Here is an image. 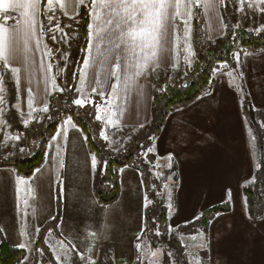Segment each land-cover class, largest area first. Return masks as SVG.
Wrapping results in <instances>:
<instances>
[{"label":"rangeland","instance_id":"rangeland-1","mask_svg":"<svg viewBox=\"0 0 264 264\" xmlns=\"http://www.w3.org/2000/svg\"><path fill=\"white\" fill-rule=\"evenodd\" d=\"M247 2L248 0H222V2L221 0H181L171 40L154 46L146 45L143 51L140 50L139 41L134 43L128 39L124 41L118 39L119 30L116 29L115 23L105 26L96 20L94 17L100 12L99 8L97 13L91 15L93 27L89 30L90 43L87 52L81 48V41L77 43L71 31L66 30L67 24L58 22V26L46 40L49 53L52 47L49 59L52 57L56 59L50 64L52 94L58 93L61 88L57 67L59 57L56 56V52L62 49V43L67 47L71 45V50L69 49L65 57L68 61L63 72L67 75L73 74L76 70L77 83L75 90H69L71 82L66 81L65 88L69 91V95L65 105L72 106L78 116L92 125V135L104 153L103 155L92 149L90 151L95 158V184L90 189L89 186L85 187L83 193L85 198L81 202L80 214H85L86 210L89 214L76 221L81 229L104 226L107 231L106 243L102 244L101 258L93 260L82 254L79 255L72 248L56 243L55 230L50 229L41 235L43 243L40 249L36 252L32 246L30 249L33 251L26 250L24 257L27 260L20 264H210L211 246L208 238L210 227L208 223L203 225L198 220L202 214H172L176 205L174 198L178 182L168 171L173 160L168 155L158 157L157 148L158 145L160 149L164 147L169 149L171 146L179 148L181 143L189 140L186 137L190 133L183 129L187 124L180 125V121L187 118L185 112L189 111L191 104L211 95L216 82L226 78L234 86L239 84L243 76L242 59L254 49L240 46L232 52L231 62H217L211 71V83L194 101L180 105L168 114L160 131L162 135L155 132L154 121L143 127L129 126L134 119L147 115L148 110L153 108L155 96L161 93L166 85L190 82L191 74L201 71L198 65L204 63L202 58L207 57V50L216 48V40L209 43L207 34L212 36V33L218 31L219 4H221V15L223 14L225 18L224 26L228 27L227 34L231 38L236 37L243 30L256 35L264 32V3L258 4L260 1H254L249 2L252 4L249 5L246 4ZM98 27H104L106 31L98 33ZM74 32L79 33V26H74ZM53 36L55 39H52ZM100 36L103 37L102 40L98 38ZM117 44L120 45L119 49L116 47ZM83 52L86 58L81 63L79 58ZM85 61H88L87 66ZM116 64H119V68ZM10 74L13 85L18 84L17 75ZM8 83L10 82H7L6 76L1 78L0 157H27L37 151L48 124L46 122L44 125L41 117L35 113L22 112L19 109L18 93L12 91ZM240 96L247 100L242 90ZM75 99L84 101V106L75 105L73 103ZM260 103L264 105V100ZM247 106L249 108L246 110V115L257 162V178L260 179L250 186L254 193L247 194L246 203L251 218L255 215L258 219L264 216V128L260 126L261 122H258V119H256V127L252 121L255 110L251 108L249 102ZM127 121L129 124L125 123ZM74 129L85 136L83 130L73 123L72 116L64 114L57 130L50 135L45 145V155L49 157L51 164H54L55 181L63 198L65 183L67 186L69 184L65 172V140ZM17 136L19 139H16ZM105 136L107 140L104 139ZM149 147L152 149L151 152L147 151ZM74 148H79L77 143ZM107 153L118 158L135 155V158L124 166L136 172L138 176L141 175L140 180L128 186L124 184L126 193L122 207L118 203L119 195L110 203H102L98 194L104 188ZM120 170L121 167L117 168L118 175ZM20 176L34 178L35 174L30 177L21 174ZM118 180L120 184L121 177ZM66 188L64 209L69 199ZM91 189L94 193V201L89 198ZM129 196V202L126 204V198ZM56 198L60 203L61 197L57 195ZM133 199L136 206L141 204L142 199L144 200L143 214L138 212L131 214L130 211V214H123V208L130 207ZM31 204L32 202H23V211H28ZM183 205L187 206V203ZM72 206L71 214L80 207L74 200ZM34 210L32 205L31 212ZM62 215L65 217V214ZM72 226H74L73 222ZM84 235L93 237L92 234ZM243 256L248 257L251 264H264V243L254 245L253 248L248 246L243 250Z\"/></svg>","mask_w":264,"mask_h":264},{"label":"crops","instance_id":"crops-1","mask_svg":"<svg viewBox=\"0 0 264 264\" xmlns=\"http://www.w3.org/2000/svg\"><path fill=\"white\" fill-rule=\"evenodd\" d=\"M254 1H260L258 4L264 3V0H248L246 4ZM13 2L25 3L27 0ZM62 2L64 7H60V0H53L50 11L59 10L67 16L75 17L80 14L88 0H85L84 4H79L77 0ZM43 6L49 10L47 0H40L38 18L31 16L30 9L10 6L5 9L0 6V25L7 30L0 35L9 40L14 36L13 29L23 25L25 21H31L35 25L34 35L28 38L27 46L23 41L18 48L10 44L6 53L7 60L0 58V64L10 67L18 77L15 91L19 97V109L35 114L48 107L52 94L51 69L42 25ZM218 9V31L212 33V36L207 34L209 43L227 35L228 27L224 26L225 18L223 14L221 15V4ZM5 13L7 19L4 18ZM242 64L243 76L237 87L224 78L221 82L215 83L211 95L191 104L189 111L185 112L187 118H183L180 125L187 124L183 129L190 133L186 137L188 141L181 143L179 148L171 146L169 149L167 147L160 149L159 145L157 148L158 157L168 155L173 160L168 171L171 177L177 180L178 188L172 214H202L205 210L220 204H227L229 207L227 211L213 215L208 222L210 264H251L249 258L243 256V250L248 246L253 248L254 245L264 243V216L258 219L255 216L251 218L245 191L256 181L257 174V162L246 115L248 102L255 110V115L252 114L253 123L257 127L258 119V122H261L259 125L264 128V105L260 103L264 100V48L248 52L243 57ZM16 69L19 71H14ZM241 90L247 96V100L240 96ZM152 120L153 108L148 110L146 116L134 119L129 127L145 126ZM125 123L129 124V121ZM68 135L65 140V172L69 184L67 186L65 183L64 198L55 181L54 164H51L47 155L37 169L39 171L33 173L34 178H23L12 165L0 166V230L10 244L25 250L26 253L32 246L37 252L43 243L41 235L54 229L56 243L72 248L79 255L96 260L102 256V244L106 243V229L104 226L81 229L76 221L89 214L87 210L85 214H80V208L85 198L83 196L85 187L89 186L90 189L95 184L93 156L86 134L84 136L74 129ZM75 143L79 148H74ZM119 177L121 191L118 203L122 207L126 193L124 184L128 186L140 180L141 175L138 176L130 168L122 166ZM65 188L68 190L69 198L66 209L63 205ZM57 195L61 197L60 203L57 202ZM89 198L92 201L95 199L92 189ZM129 198L130 196L126 198V204ZM73 200L80 207L71 214ZM23 202H32L28 211H23ZM183 203H187V206ZM32 205L35 208L33 212ZM125 207L123 214H130L129 211L131 214L134 212L143 214L144 200L142 199L141 204L136 206L133 199L132 205ZM62 214H65V217ZM55 219L56 222L49 226ZM85 233L92 234L93 237L89 238L84 235ZM107 241L111 242L109 239ZM25 257L20 263L27 260Z\"/></svg>","mask_w":264,"mask_h":264},{"label":"trees","instance_id":"trees-1","mask_svg":"<svg viewBox=\"0 0 264 264\" xmlns=\"http://www.w3.org/2000/svg\"><path fill=\"white\" fill-rule=\"evenodd\" d=\"M91 8L92 0H88L86 6L82 7V10L78 16L70 17L64 14L59 10H46L43 6L42 10V25L43 32L45 35V42L49 36L52 35L53 29L58 26V22L61 24H67L66 30L73 34L75 41L78 43L81 41V48L87 52L90 35H89V24H91ZM49 17H52L51 21ZM74 26H79V33L74 32ZM51 44L53 42H50ZM216 48H209L207 51V57H203L204 63L198 65V69L201 68V71L197 74L192 73V80L186 83H177V84H168L163 89L161 93H158L153 101V120L155 126V132L160 133L162 126L166 120L168 114L174 110L176 107L194 101L204 89L211 83L212 76L211 71L213 70L214 65L219 61H229L232 60V52L240 46L250 47L255 50H260L264 48V32L256 35L250 33L246 30H243L241 33L237 34L236 37L231 38L228 34L224 37H221L216 40ZM47 46V42H46ZM48 47V46H47ZM61 50L57 51L59 58L57 59L58 67V81L60 82V90L58 93L51 94L50 103L47 107V111L42 109L39 114H36L38 117H41L44 125L47 122L46 129L42 134V138L39 142V147L35 153L27 157H0V166L12 165L18 174L24 176L32 175L44 162L45 159V145L48 141L50 135H52L58 128L59 122L62 119L64 114H70L73 118L75 125L79 126L83 132L86 134L87 143L90 149L98 151L100 154L103 153V149L98 145V142L92 135V125L89 124L83 117L78 116L75 112V109L65 105V100L69 91L65 88L66 81L71 82L69 90H75L77 83V71L75 70L73 74H65L63 70L65 69V63L68 61L65 58L69 52L70 47L62 43ZM52 47H50L51 53ZM71 50V49H70ZM83 52L80 56L79 62L83 63L86 58V54ZM48 53L49 64L51 61H56L54 57L50 58V53ZM73 54H71V57ZM69 57V56H68ZM70 57V58H71ZM200 62V61H199ZM82 65V64H81ZM13 70L5 65L0 64V80L6 76L8 86L12 88V91H15V85L11 80V74ZM14 74V73H13ZM10 113V112H9ZM8 113V114H9ZM46 119V121H44ZM49 120V123H48ZM146 130V128H143ZM104 155V153H103ZM135 158V155L130 154L125 157H116L110 156L107 153L105 159L106 172L105 177L103 178L104 188L98 192L100 195V201L102 203H110L117 198L120 192L119 184V175L117 168L124 166L127 162L132 161ZM264 159V158H263ZM264 165V160H263ZM256 174V182L258 181ZM246 194L254 193L253 189L247 187L245 189ZM229 209L227 204H220L213 206L205 210L202 215L199 217V221L203 225H207L210 218L218 213L227 211ZM264 215V214H263ZM255 216V215H252ZM54 221H51L49 226L54 224ZM25 256V250L16 247L10 244L0 230V264H19Z\"/></svg>","mask_w":264,"mask_h":264},{"label":"snow or ice","instance_id":"snow-or-ice-1","mask_svg":"<svg viewBox=\"0 0 264 264\" xmlns=\"http://www.w3.org/2000/svg\"><path fill=\"white\" fill-rule=\"evenodd\" d=\"M77 2L84 4L85 0H77ZM180 3L181 0H92L93 7L90 15L97 13V9L99 8L100 12L94 17L96 20H99L105 26H111L115 23L116 29L119 30L118 39L121 41L128 39L134 43L139 41L140 50L143 51L146 45L154 46L161 42L168 43L171 40L175 30V17L179 15L178 8ZM0 6H3L5 9L9 6L30 9L33 18H38L40 14V0H27L25 3L13 2V0H0ZM52 6L53 0H47V8L51 10ZM208 6L211 7V5ZM60 7H64L62 0H60ZM170 9L174 11L170 12ZM25 15L27 16L28 13L26 12ZM4 18H8L7 13H5ZM51 19L52 17H49L50 21ZM92 27L93 25L89 24V28L91 29ZM34 30V23L25 21L23 25H19L13 29L14 36L11 40L0 35V58L7 60L6 53L10 44L18 48L20 42L23 41L25 46H27V40L30 36L34 35ZM6 31L0 25V33ZM97 31L98 33H102L106 31V28L98 27ZM98 38L103 39L102 36ZM52 39H55V36ZM116 47L119 49L120 45L117 44ZM87 65L88 61H85V66ZM116 67L119 68V64H116ZM14 71L19 70L16 69ZM112 75H116V73H112ZM29 93L31 94V89H29ZM73 103L81 107L84 106V101L81 99H75ZM29 106H31V100H29ZM44 111H47V107L44 108ZM16 139H19V136ZM104 139L107 140V136ZM147 151L151 152L152 149L149 147ZM94 160L95 158H93ZM169 260H171V257H169Z\"/></svg>","mask_w":264,"mask_h":264}]
</instances>
